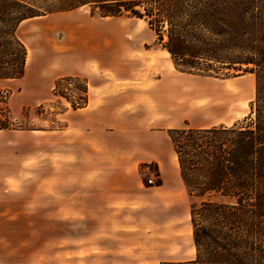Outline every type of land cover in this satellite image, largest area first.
Segmentation results:
<instances>
[{
    "label": "rangeland",
    "instance_id": "rangeland-1",
    "mask_svg": "<svg viewBox=\"0 0 264 264\" xmlns=\"http://www.w3.org/2000/svg\"><path fill=\"white\" fill-rule=\"evenodd\" d=\"M23 1L37 10L56 5ZM17 35L32 57L21 79L0 80V121L11 126L0 134V143H11V151L0 147V212L7 216L0 217V264L194 259L192 199L168 132L251 121L255 75L179 72L144 19L100 17L90 5L27 19ZM149 85L171 99V128L149 124L135 107L121 110L128 111L121 119L115 107L100 112L122 97L147 99ZM75 86H87L86 103ZM151 140L165 151L164 167L144 163ZM150 177L153 185H169L163 201L123 200L116 211L100 212L99 198L92 197L85 208L86 181L124 183L132 191L150 185Z\"/></svg>",
    "mask_w": 264,
    "mask_h": 264
},
{
    "label": "trees",
    "instance_id": "trees-1",
    "mask_svg": "<svg viewBox=\"0 0 264 264\" xmlns=\"http://www.w3.org/2000/svg\"><path fill=\"white\" fill-rule=\"evenodd\" d=\"M55 4L37 10L23 0H0V80L25 75L28 51L17 35L23 21L85 5L100 17L144 19L179 72L215 78L237 76L233 71L255 75L251 121L168 132L192 199L196 257L161 264H264V0ZM72 90L86 103L87 86ZM10 128L0 121V130Z\"/></svg>",
    "mask_w": 264,
    "mask_h": 264
},
{
    "label": "crops",
    "instance_id": "crops-1",
    "mask_svg": "<svg viewBox=\"0 0 264 264\" xmlns=\"http://www.w3.org/2000/svg\"><path fill=\"white\" fill-rule=\"evenodd\" d=\"M27 51L29 50L27 49ZM27 60L28 61L26 63V69L28 68V66H30L29 65V55L27 56ZM164 92H162L160 89L157 90L156 87H151V85H149V89L147 92V99H144V98L137 99L133 97L123 98L122 97L121 100L115 103L116 105H114L113 103H110L108 106L100 107V110H101L100 112L103 113L104 108L110 107L114 109L115 107V113L114 112L113 113L117 119L119 118L121 119V117L124 118L128 116V113H127L128 111H121V110H123L124 108H129V107L134 108L135 107L138 109V111L133 110V111H137L136 115L139 116L140 118L146 115V118L148 120L147 122L149 124L156 122L159 125H163L164 128H171L172 119H170V115L173 114V112L175 113V111L172 108L171 99ZM176 122H178V120ZM199 128H209V127H199ZM0 134H9V132L0 130ZM1 136H6V135H1ZM153 136H155V132L151 131V137ZM169 140H170V137H169ZM148 145H149V149H148V152L145 154L147 161H144V163L154 162L158 164L159 166L164 167L167 162L164 156L165 154L164 149L161 147L160 144L154 142L153 140H151V143H149ZM5 146H6L5 143L3 142L0 143V147H3L5 150L7 148L8 151H11V143H8V145L6 147ZM95 148L99 149V147H96V146ZM175 162H176L177 173L179 174L180 165H179L177 156H176ZM180 177H181V171H180ZM2 181L5 182V180H2ZM85 183L90 184V186H85V189L90 188L89 191L85 190V194H84L85 208L86 206L88 205L91 206V204H93V201H88V199H92V197L99 198V203L97 204L99 205L100 212L107 210L108 207L114 211L115 210L114 208L121 206L122 204L121 201L123 200H130L133 203H137V204L141 203L145 205L148 204V206H151V204H155L158 199L160 201H163L164 194L167 192V190H169V185L167 184L165 185L162 183H159L158 185H147L143 183L142 185L135 187L132 191L127 190L126 189L127 187L123 185L124 183H118V182L110 183V182H104L101 180L100 181L94 180L89 183L86 181ZM102 198H108V201L106 203H103L101 201ZM3 207H4V203H3ZM0 217L2 219H6L7 216H6V212L4 209L2 212H0ZM91 218H98V217L97 215H94V216H91ZM178 261H184V260H178Z\"/></svg>",
    "mask_w": 264,
    "mask_h": 264
},
{
    "label": "built area",
    "instance_id": "built-area-1",
    "mask_svg": "<svg viewBox=\"0 0 264 264\" xmlns=\"http://www.w3.org/2000/svg\"><path fill=\"white\" fill-rule=\"evenodd\" d=\"M148 183H149L150 185H151V184L153 185V184H155V181H154L153 179H149V180H148Z\"/></svg>",
    "mask_w": 264,
    "mask_h": 264
},
{
    "label": "bare ground",
    "instance_id": "bare-ground-1",
    "mask_svg": "<svg viewBox=\"0 0 264 264\" xmlns=\"http://www.w3.org/2000/svg\"><path fill=\"white\" fill-rule=\"evenodd\" d=\"M31 57H32V53L29 50V65H30V59H31Z\"/></svg>",
    "mask_w": 264,
    "mask_h": 264
}]
</instances>
